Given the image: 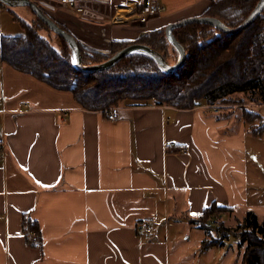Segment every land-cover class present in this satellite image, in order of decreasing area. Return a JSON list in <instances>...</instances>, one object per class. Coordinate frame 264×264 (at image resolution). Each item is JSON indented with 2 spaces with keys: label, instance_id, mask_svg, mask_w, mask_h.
Wrapping results in <instances>:
<instances>
[{
  "label": "crops",
  "instance_id": "obj_1",
  "mask_svg": "<svg viewBox=\"0 0 264 264\" xmlns=\"http://www.w3.org/2000/svg\"><path fill=\"white\" fill-rule=\"evenodd\" d=\"M79 1L87 14L46 11L86 47L112 51L218 0H158L163 10L146 25L136 19L144 0ZM4 12L0 37L19 35ZM118 107L109 120L0 61V264H243L238 238L204 248L196 220L213 204L231 209L221 222L248 211L264 220V127L231 105ZM246 107L264 121V103Z\"/></svg>",
  "mask_w": 264,
  "mask_h": 264
},
{
  "label": "trees",
  "instance_id": "obj_2",
  "mask_svg": "<svg viewBox=\"0 0 264 264\" xmlns=\"http://www.w3.org/2000/svg\"><path fill=\"white\" fill-rule=\"evenodd\" d=\"M258 1H212L202 16L218 17L237 27ZM16 19L24 34L0 37V61L57 90L71 92L85 110L105 112L114 106L150 101L189 110L204 102L232 107L241 105L243 116L249 122L260 116L246 105L248 100L264 103V12L251 26L235 35L222 33L217 36L218 30L200 23L176 29L174 33L186 47L188 56L185 67L173 74L163 73L155 61L143 55L124 58L116 67L105 71L86 73L77 70L62 37L56 35L61 41L57 51L51 40L42 37L36 24L20 17ZM38 21L48 28L43 21ZM164 27L140 37L137 42L153 46L170 60L169 52L175 51L167 42ZM130 43L114 42L112 53ZM82 52L87 64L99 63L109 57L91 55L92 51L85 48ZM228 212H231L230 208L213 204L196 220L208 236L203 247L219 245L234 236L241 246L245 245L243 264H264V220L248 211L235 226L214 223L216 215ZM30 228L37 230L35 225Z\"/></svg>",
  "mask_w": 264,
  "mask_h": 264
},
{
  "label": "water",
  "instance_id": "obj_3",
  "mask_svg": "<svg viewBox=\"0 0 264 264\" xmlns=\"http://www.w3.org/2000/svg\"><path fill=\"white\" fill-rule=\"evenodd\" d=\"M0 3L9 8H27L32 11L31 16H35V20L43 21L49 28L51 32L55 35L62 37L67 46L69 48V53L71 57V63L73 67L77 70L86 72V73H94L112 69L116 67L124 58L143 55L151 58L158 65L160 70L165 74H173L182 68L185 67L188 51L183 43H181L175 33L174 30L184 27L189 24H208L211 25L214 29L218 30L217 36H221L222 33L227 35H235L240 33L244 29L251 26L264 12V0H259L256 4L255 8L246 18V20L239 26L233 27L223 19L214 16H198V17H190L186 18L180 22H173L166 25L163 28L165 33V37L167 39L170 47L176 52L177 60L175 62H171L161 51L157 50L153 46L149 44L139 43V42H131L127 46L123 47L119 51L112 53V51H104V50H96L90 49L82 44L75 36H73L70 32L56 23L47 13L46 9L51 8L47 3H38L34 0H0ZM23 20L25 18H22ZM30 23V22H29ZM52 46L59 51V47L54 43H51ZM91 50V55L100 54L103 56H109L108 59L95 63V64H87L84 58V54L82 49Z\"/></svg>",
  "mask_w": 264,
  "mask_h": 264
},
{
  "label": "built area",
  "instance_id": "obj_4",
  "mask_svg": "<svg viewBox=\"0 0 264 264\" xmlns=\"http://www.w3.org/2000/svg\"><path fill=\"white\" fill-rule=\"evenodd\" d=\"M36 1V0H34ZM39 1L38 3H47L50 6L56 7V8H64V9H69L72 11H76L78 13L81 14H87L88 10L85 4L81 3L79 0H37ZM161 10H163L162 5L159 3L158 0H144L142 8L140 10V12L137 14V21L139 24L141 25H146L150 22V20H152L153 18L157 17ZM154 104L156 105L157 103L154 101ZM224 106V105H220V104H213V105H209V107L215 112L218 113L220 108ZM107 118L109 120H116L119 117V113H120V108L118 106H114L109 108L108 110L105 111ZM176 143L171 142L167 144V147H175ZM183 154H186L187 151L186 150H182ZM5 149L2 145H0V161L5 159ZM220 221V217H217L214 222L217 223ZM143 229L150 231L151 230V226L148 223H145L143 225ZM27 237L28 240L31 244H39L41 237H40V233L33 229V228H29L27 231Z\"/></svg>",
  "mask_w": 264,
  "mask_h": 264
},
{
  "label": "rangeland",
  "instance_id": "obj_5",
  "mask_svg": "<svg viewBox=\"0 0 264 264\" xmlns=\"http://www.w3.org/2000/svg\"><path fill=\"white\" fill-rule=\"evenodd\" d=\"M36 2H39V1L36 0ZM0 8H1V10L3 12L5 11L4 12V17H5V20H6V24H7V20H11L12 22H14L16 24L15 26L19 28V30H20L19 31V35H23L24 34V30L21 27L19 21H17L16 17H20L21 19L25 18L27 13L28 12L32 13V11L30 9H27V8H9V7L3 6V5H0ZM10 11L13 12V13H9ZM37 22H38V20H37ZM39 25L42 26V28H40V30H39V32H41V33L43 32V36L42 37L48 38L54 44H58V47L61 46V41L58 39V37L53 32H51L47 27H44L41 24H39ZM9 28H10V26H8L7 30H9ZM169 54L171 55V56H169L170 60L172 62H175L177 60L176 53L175 52H169ZM248 101H247V106H248V104H256V103H251V102H248ZM224 106H229V105H224ZM239 107H242V106L240 105ZM250 110L254 111L255 109L254 108H250ZM252 119L253 120H251L252 121L251 123L255 126V128L264 127V121L260 119V116H258L256 118H252ZM217 217H220V215H216L214 220ZM242 219H243L242 215L235 214V215H233L232 217H229V218L225 217L224 218V224L226 226H230V225L231 226H235V225L238 224V221L242 220ZM220 222H221V217H220V221L219 222H217V223L214 222V223L215 224H219ZM230 240L234 241L235 237L231 236Z\"/></svg>",
  "mask_w": 264,
  "mask_h": 264
},
{
  "label": "flooded vegetation",
  "instance_id": "obj_6",
  "mask_svg": "<svg viewBox=\"0 0 264 264\" xmlns=\"http://www.w3.org/2000/svg\"><path fill=\"white\" fill-rule=\"evenodd\" d=\"M37 24H38L37 26H38L39 28H42V26L39 25V24H41L39 21L37 22ZM41 25H43V24H41ZM44 27H45V26H44ZM175 30H176V29H175ZM175 30H174V31H175ZM175 53H176V52H175Z\"/></svg>",
  "mask_w": 264,
  "mask_h": 264
},
{
  "label": "snow or ice",
  "instance_id": "obj_7",
  "mask_svg": "<svg viewBox=\"0 0 264 264\" xmlns=\"http://www.w3.org/2000/svg\"><path fill=\"white\" fill-rule=\"evenodd\" d=\"M194 215H195V213H194Z\"/></svg>",
  "mask_w": 264,
  "mask_h": 264
}]
</instances>
